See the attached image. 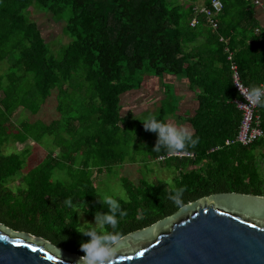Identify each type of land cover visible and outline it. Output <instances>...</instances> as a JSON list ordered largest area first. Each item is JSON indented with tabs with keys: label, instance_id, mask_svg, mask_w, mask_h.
Returning a JSON list of instances; mask_svg holds the SVG:
<instances>
[{
	"label": "trees",
	"instance_id": "trees-1",
	"mask_svg": "<svg viewBox=\"0 0 264 264\" xmlns=\"http://www.w3.org/2000/svg\"><path fill=\"white\" fill-rule=\"evenodd\" d=\"M222 1L224 11L216 17L218 28L214 29L206 15L179 0H0V64L8 65L0 76L4 95L0 101L1 224L84 254L68 244L81 229L77 210L85 211L93 222L96 211L107 210V205L98 202L102 197L93 184L94 172H110L125 163L120 136L129 134L125 122L132 115H122V97L142 88L144 75L184 78L196 95L197 110L190 123L198 144L181 152L153 154L156 162L174 153L194 155V160L171 158L163 163L179 174L175 186L184 188V206L218 194L264 196V177L258 165L259 160L264 162V142L248 148L226 147L227 141L237 137L243 114L235 104L240 95L226 44L221 42L225 38L235 53L249 88L264 80V34L256 35L259 25L248 0ZM35 6V12L64 22V34L72 42L61 59L51 56L39 25L25 16ZM193 19L198 24L192 28ZM75 78L82 83V95L78 93V104L75 98L73 103L76 111L80 107L82 111L66 118V128L75 121L79 126L72 144L62 149L69 169L79 165L68 173L71 184L55 182L53 174L64 166L52 153L20 186L11 188L23 173L25 161L23 155H5L3 147L12 140L24 143L29 138L23 132L20 136L12 133V117L23 108L37 114L38 102L46 101L56 88L69 93L75 89L71 85ZM175 111L163 107L156 117L167 121ZM258 114L264 130V108L258 107ZM57 125L53 122L46 127L47 135L55 137ZM139 126L140 135L150 132L143 123ZM125 187L129 199H119L127 212L118 218L119 241L182 209L168 199L172 187L165 182H125ZM66 199L72 200L71 206L64 203ZM31 219L62 232H32Z\"/></svg>",
	"mask_w": 264,
	"mask_h": 264
},
{
	"label": "water",
	"instance_id": "water-1",
	"mask_svg": "<svg viewBox=\"0 0 264 264\" xmlns=\"http://www.w3.org/2000/svg\"><path fill=\"white\" fill-rule=\"evenodd\" d=\"M116 247L112 264H264V197L200 199ZM79 257L0 223V264H74Z\"/></svg>",
	"mask_w": 264,
	"mask_h": 264
},
{
	"label": "rangeland",
	"instance_id": "rangeland-1",
	"mask_svg": "<svg viewBox=\"0 0 264 264\" xmlns=\"http://www.w3.org/2000/svg\"><path fill=\"white\" fill-rule=\"evenodd\" d=\"M185 4H187L186 6L189 8L190 4L188 2L184 3V5ZM36 9H38L37 6L26 12L25 16L30 18L31 21L37 22L39 25L42 30L43 37L49 47L51 56L56 59H61L63 57V50L72 42V39L64 34V22L61 23L57 22V20H53L54 18L51 14H40L35 12ZM7 69L8 65L6 63H1L0 76L3 75ZM146 76L151 75H144L143 77ZM76 80L77 79L75 78L71 82V85H73L75 89L71 88L67 90L69 93H63V91L59 88H56L52 92L51 97H49L46 101L38 102L39 112L37 114L33 113L29 109L23 108L12 117V125L14 126L12 133L15 136H20V132H23V134H26L25 136H28L29 138L24 143L12 140L9 144L3 147L5 155H23L25 161L23 173L20 177H17L14 181H12L10 184L11 188L20 186L24 181V177L30 172L40 168L44 164L47 157L52 153L57 160L62 161L64 166L62 171L58 170L53 174L55 182L66 185L71 184L72 180L68 176V173H73V171L78 170L79 165L77 164L73 171L71 168L69 169L70 165L67 164L66 160L62 159V149L63 147L67 148L69 144H72L79 126L78 122L75 121L72 122L68 128H66V118L68 116H76L75 114L80 115V111H82V107L78 108V111H76V106H74L73 103V98H75L77 99L76 103L78 104L79 95H82V93L79 92L82 88V83L81 81L77 82ZM25 86L26 84H23L20 88L24 89ZM165 87V100H162L159 104L155 103L153 105L154 108L149 111L141 112L143 111L141 108L138 109V112H141L139 114H136L138 113L137 111H134V113L132 112L130 119L125 122V126L130 130L129 134H122L127 136L126 140H122V135L120 136L122 150L127 155L125 163L110 170V172L103 171L101 174L94 172L93 184L102 199L103 196L107 194L112 195L114 198L128 200L129 194L125 187V182L138 185L142 182L154 184L160 181L169 184L171 187L176 185V181L179 179V174L176 170L165 166L163 164L165 161L163 160L159 159L157 162L153 160V147L157 140L156 134L153 132H148L146 136H144L142 132V136L139 134V125H142V122L149 116H157L160 114L162 107L168 108L171 111L178 110V103L180 104L181 94H179L177 88L171 84L166 85ZM3 97L4 95L1 92L0 101H2ZM142 102H144V99ZM129 112V107L126 106L125 110L122 111V115L127 116L129 115ZM178 112L175 114L178 115ZM185 115L186 113L183 116L181 115V119L183 121L185 120ZM170 116L171 114L168 118ZM53 122L59 123V125H57L55 137L47 135L45 131L46 127L51 126ZM63 127L66 130L65 134L63 133ZM28 130L29 133L27 134L25 131ZM260 169H262L261 175L264 177V167L259 166V171ZM79 220L81 226L79 231L87 226L86 224L83 225L85 222L93 225L95 223L83 213H80ZM29 224L31 231L35 233L62 232L58 228L42 222L33 221L32 219L29 221ZM79 231L76 237L70 238L68 244L70 246L73 245L80 250V243L89 238L82 233H79Z\"/></svg>",
	"mask_w": 264,
	"mask_h": 264
},
{
	"label": "clouds",
	"instance_id": "clouds-1",
	"mask_svg": "<svg viewBox=\"0 0 264 264\" xmlns=\"http://www.w3.org/2000/svg\"><path fill=\"white\" fill-rule=\"evenodd\" d=\"M247 99L253 105L264 108V87L259 84L250 85ZM142 123L146 131L156 134L157 140L153 152L158 153L162 150L169 153L181 152L189 147L194 148L199 142V137L194 136L188 128L161 120L156 116H149ZM183 193V187L173 185L168 199L176 206L183 208ZM98 202L101 206L107 205V210L94 213V225L87 222L83 224L87 226L79 233L89 239L80 243V250L84 254L74 264H112L113 257L117 255L118 218L126 216L127 212L122 207L120 200L112 195L105 194L102 200L98 198ZM64 203L71 206L73 202L71 199H66ZM77 212L83 213L85 211L77 210Z\"/></svg>",
	"mask_w": 264,
	"mask_h": 264
},
{
	"label": "crops",
	"instance_id": "crops-1",
	"mask_svg": "<svg viewBox=\"0 0 264 264\" xmlns=\"http://www.w3.org/2000/svg\"><path fill=\"white\" fill-rule=\"evenodd\" d=\"M212 0H181V3H189L196 10H202L207 8L208 2ZM251 5V11L254 14L255 20L258 22L259 28L256 30V35L264 34V0H248ZM232 51V50H231ZM235 54V53H234ZM233 78V77H232ZM244 82V81H243ZM173 85L177 88L178 93L181 94L180 104L178 103V110L171 114L167 119V122L174 123L176 125L186 127L193 132V127L190 123V119L195 114L197 110V100L196 95L192 92L188 81L184 78L165 75L164 77H144V85L138 91L134 90L130 93L123 95L122 106L123 111L125 107H129V115L138 112V109H143L141 112L149 111L153 109L155 103H160L162 100L166 99L164 93L166 85ZM246 85V84H245ZM144 99V102L142 100ZM236 104V103H235ZM137 107V109H136ZM163 108V107H162ZM179 111V112H178ZM138 112L136 114H139ZM178 112V115L175 114ZM188 112V113H187ZM185 115V120L181 119V115ZM177 118V120H176ZM194 133V132H193ZM259 166L264 167V162L258 161Z\"/></svg>",
	"mask_w": 264,
	"mask_h": 264
},
{
	"label": "built area",
	"instance_id": "built-area-1",
	"mask_svg": "<svg viewBox=\"0 0 264 264\" xmlns=\"http://www.w3.org/2000/svg\"><path fill=\"white\" fill-rule=\"evenodd\" d=\"M224 11V3L222 0H213L211 8H206L202 10H197L201 15H206L208 23L213 26L214 29L218 28V24L215 19L219 14H222ZM198 24L196 19L191 21V27H195ZM221 42L226 44V54L227 60L230 63V69L232 71L233 83L240 95V98L235 101L237 108L242 112L243 119L241 127L237 137L233 140L226 142V147L241 146L244 148L251 147L256 143L264 142V130L261 126V119L258 114V106L253 105L247 99L248 87L245 85L242 79V75L239 69L238 64L235 61V54L231 51L228 42L225 38L221 39ZM261 86L264 87V80L261 83ZM219 149L215 150L218 151ZM213 151V152H215ZM171 158L179 159H190L194 160V155L190 153H174L168 155L167 157H162L160 160L167 161Z\"/></svg>",
	"mask_w": 264,
	"mask_h": 264
},
{
	"label": "flooded vegetation",
	"instance_id": "flooded-vegetation-1",
	"mask_svg": "<svg viewBox=\"0 0 264 264\" xmlns=\"http://www.w3.org/2000/svg\"><path fill=\"white\" fill-rule=\"evenodd\" d=\"M264 197V196H263ZM78 255V254H77ZM81 256V255H80Z\"/></svg>",
	"mask_w": 264,
	"mask_h": 264
},
{
	"label": "snow or ice",
	"instance_id": "snow-or-ice-1",
	"mask_svg": "<svg viewBox=\"0 0 264 264\" xmlns=\"http://www.w3.org/2000/svg\"><path fill=\"white\" fill-rule=\"evenodd\" d=\"M49 258H51V257H49Z\"/></svg>",
	"mask_w": 264,
	"mask_h": 264
}]
</instances>
